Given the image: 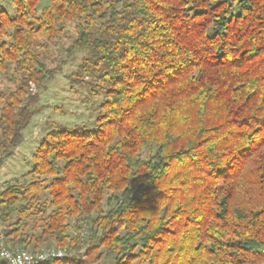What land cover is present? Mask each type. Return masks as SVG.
I'll return each instance as SVG.
<instances>
[{"label":"trees","instance_id":"trees-1","mask_svg":"<svg viewBox=\"0 0 264 264\" xmlns=\"http://www.w3.org/2000/svg\"><path fill=\"white\" fill-rule=\"evenodd\" d=\"M57 45L103 100L93 130L47 123L0 185L6 244L65 250L41 264H264V0H0V167Z\"/></svg>","mask_w":264,"mask_h":264},{"label":"rangeland","instance_id":"rangeland-1","mask_svg":"<svg viewBox=\"0 0 264 264\" xmlns=\"http://www.w3.org/2000/svg\"><path fill=\"white\" fill-rule=\"evenodd\" d=\"M68 40L62 46L68 45ZM63 47H51L46 58L43 59L49 70L56 74L38 89L37 102L32 109H38L30 119L29 124L22 131V141L15 148L13 154L0 167V185L20 179L32 165V154L46 133L47 123H53L64 128H85L93 130L96 126L98 107L103 96H90L88 88L70 78L76 70L84 53H76L67 58ZM8 86V82H3ZM74 254L73 252L71 253Z\"/></svg>","mask_w":264,"mask_h":264},{"label":"built area","instance_id":"built-area-1","mask_svg":"<svg viewBox=\"0 0 264 264\" xmlns=\"http://www.w3.org/2000/svg\"><path fill=\"white\" fill-rule=\"evenodd\" d=\"M65 250L56 247H40L32 253L17 244L7 245L0 227V259L6 264H41L65 256Z\"/></svg>","mask_w":264,"mask_h":264}]
</instances>
